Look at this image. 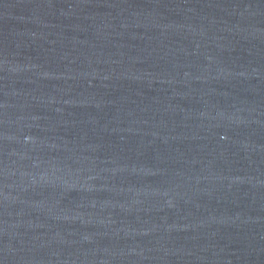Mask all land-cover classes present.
Returning <instances> with one entry per match:
<instances>
[{"label":"water","instance_id":"1","mask_svg":"<svg viewBox=\"0 0 264 264\" xmlns=\"http://www.w3.org/2000/svg\"><path fill=\"white\" fill-rule=\"evenodd\" d=\"M0 264H264V0H0Z\"/></svg>","mask_w":264,"mask_h":264}]
</instances>
